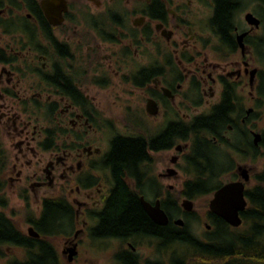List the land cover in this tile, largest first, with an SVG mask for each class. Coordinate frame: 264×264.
Instances as JSON below:
<instances>
[{"label": "flooded vegetation", "instance_id": "1", "mask_svg": "<svg viewBox=\"0 0 264 264\" xmlns=\"http://www.w3.org/2000/svg\"><path fill=\"white\" fill-rule=\"evenodd\" d=\"M228 184L263 204L264 0H0V256L75 260L114 198L168 227Z\"/></svg>", "mask_w": 264, "mask_h": 264}, {"label": "trees", "instance_id": "2", "mask_svg": "<svg viewBox=\"0 0 264 264\" xmlns=\"http://www.w3.org/2000/svg\"><path fill=\"white\" fill-rule=\"evenodd\" d=\"M206 193L208 191H188L187 196L194 198L198 194ZM260 193L263 195L264 191L257 192V196H260ZM133 200L134 198L131 201ZM131 201L128 204L126 197L116 201L114 198L104 226L108 235H112L110 237L134 230L151 229L159 233L160 242L164 247L178 238L197 247L194 252L171 258L169 264H264V202L262 204L261 200H253L251 208L246 211L252 212V215H248V212L244 216L243 223H248L249 228L245 232L233 231L222 218L216 217L215 231L219 237L217 241L209 243L192 238L185 228L178 231L172 223L168 227L155 225L142 208ZM116 256L123 264H141L136 254L129 249L120 251ZM10 264H64V262L53 247H43L40 254L35 250L34 243L28 242L25 260ZM152 264H166V261H155Z\"/></svg>", "mask_w": 264, "mask_h": 264}, {"label": "rangeland", "instance_id": "3", "mask_svg": "<svg viewBox=\"0 0 264 264\" xmlns=\"http://www.w3.org/2000/svg\"><path fill=\"white\" fill-rule=\"evenodd\" d=\"M211 197L212 192L209 191L198 199L196 198L197 201L194 203L191 214H182L181 211L179 214H176L177 209H171V214L174 215V219L182 218L186 222L183 227L173 224L178 228V231H180L181 228H185L187 234L203 243H209L211 241L215 242L218 240L219 235L217 234V231H215L216 226L213 219H210L211 217L209 218L210 221L208 223L212 226L209 231L206 229L207 227L202 220L203 217H205V213L210 210L209 200ZM232 229L233 231L238 230V232H245L249 229L248 223H242L238 228L232 227ZM63 230L69 234L73 232L70 224L66 225ZM130 242L135 246V251L133 253L136 254L141 264H152L155 261H166V264H169L171 258L178 257L185 253L188 254L194 252L197 248L191 242H186L179 238L168 243L165 247L159 239L155 237L138 235L130 240ZM61 243L62 238L60 236H56L53 239V244L56 247ZM128 249L130 251L132 250L125 241L113 238L105 240L91 239L88 245L84 246L83 250L75 260L69 261V259L63 255L60 257L64 264H123L116 254H119L122 250L125 251ZM2 253H4V255L0 256V264H9L10 262L8 260L12 262L14 259L18 260L24 258V250H20V248L11 247L10 249H7V247H5V249L2 250Z\"/></svg>", "mask_w": 264, "mask_h": 264}, {"label": "water", "instance_id": "4", "mask_svg": "<svg viewBox=\"0 0 264 264\" xmlns=\"http://www.w3.org/2000/svg\"><path fill=\"white\" fill-rule=\"evenodd\" d=\"M144 209L152 220L159 225L165 226L169 223V218L165 211L161 209L159 202L156 205H151L143 199ZM246 199L244 197L243 186H233L231 184L225 185L217 190L209 203L210 211L223 218L227 224L232 227L238 228L243 220L240 217V212L246 208ZM193 201L187 199L184 201V208L187 211L193 210ZM175 224L183 227L185 222L182 218L175 220ZM209 228L208 225H206ZM30 234L39 236V233L30 228ZM135 249V248H133ZM76 253L70 251L69 261H72Z\"/></svg>", "mask_w": 264, "mask_h": 264}, {"label": "bare ground", "instance_id": "5", "mask_svg": "<svg viewBox=\"0 0 264 264\" xmlns=\"http://www.w3.org/2000/svg\"><path fill=\"white\" fill-rule=\"evenodd\" d=\"M261 202H262V201H261ZM263 202H264V201H263ZM157 239H159V241H160L161 237H160V236H158V237H157Z\"/></svg>", "mask_w": 264, "mask_h": 264}]
</instances>
